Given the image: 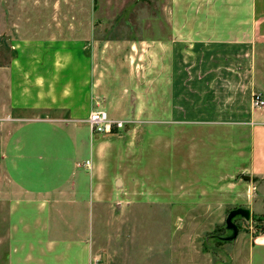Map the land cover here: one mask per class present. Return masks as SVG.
<instances>
[{
  "label": "crops",
  "instance_id": "obj_1",
  "mask_svg": "<svg viewBox=\"0 0 264 264\" xmlns=\"http://www.w3.org/2000/svg\"><path fill=\"white\" fill-rule=\"evenodd\" d=\"M156 11L165 31L156 27L154 48H66L62 56L33 48L29 62L9 64L21 72L9 78L0 115V264L99 263L104 206L128 212L126 182L139 177L111 151L133 136L92 132L85 118L95 108L130 118L140 133L163 117L235 127L233 148L247 159L215 181L216 194L230 208L264 212V192L258 202L254 190L264 179V102L252 105L254 91L264 100V0H166ZM183 175L173 177L176 199L190 195L179 190ZM234 240L245 242L229 256L234 264H264V231H237Z\"/></svg>",
  "mask_w": 264,
  "mask_h": 264
},
{
  "label": "rangeland",
  "instance_id": "obj_2",
  "mask_svg": "<svg viewBox=\"0 0 264 264\" xmlns=\"http://www.w3.org/2000/svg\"><path fill=\"white\" fill-rule=\"evenodd\" d=\"M165 2L0 0V115L8 113L4 106L9 78L21 72L9 69L12 61L29 62L33 48L60 56L66 48L68 52L104 46L154 48L156 27L165 31L156 7ZM119 83L121 79L113 86ZM163 119V123L145 122L140 133L134 130L131 119L125 118L119 132L133 136V143L118 148L122 144L119 139L111 146L112 157L129 162L130 173L137 175L139 182H126L131 188L129 213L113 202L104 206L97 264H234L229 256L236 243L245 251V242L234 240L237 231L264 230V212L250 206L248 216L236 212L227 217L229 202H220L216 194L215 181L246 162L247 154H237L232 145L240 131L210 121L176 123ZM117 165L110 163L116 169ZM182 171L184 180L178 183L179 190L190 195L176 199L177 181L173 177ZM255 184V198L261 202L264 179ZM233 190L228 185L227 200ZM171 205H178L179 212L175 213Z\"/></svg>",
  "mask_w": 264,
  "mask_h": 264
},
{
  "label": "built area",
  "instance_id": "obj_3",
  "mask_svg": "<svg viewBox=\"0 0 264 264\" xmlns=\"http://www.w3.org/2000/svg\"><path fill=\"white\" fill-rule=\"evenodd\" d=\"M264 102L261 94L257 91L252 92V105L258 106ZM85 121L92 132H109L119 131L124 125V119L111 118L106 114L103 108L91 109ZM84 165H88V160L83 161Z\"/></svg>",
  "mask_w": 264,
  "mask_h": 264
},
{
  "label": "water",
  "instance_id": "obj_4",
  "mask_svg": "<svg viewBox=\"0 0 264 264\" xmlns=\"http://www.w3.org/2000/svg\"><path fill=\"white\" fill-rule=\"evenodd\" d=\"M236 212H240L244 216H248V209L246 207L236 206V207L230 208V210L228 211L227 217Z\"/></svg>",
  "mask_w": 264,
  "mask_h": 264
},
{
  "label": "trees",
  "instance_id": "obj_5",
  "mask_svg": "<svg viewBox=\"0 0 264 264\" xmlns=\"http://www.w3.org/2000/svg\"><path fill=\"white\" fill-rule=\"evenodd\" d=\"M262 231H264V230H261L260 232H262Z\"/></svg>",
  "mask_w": 264,
  "mask_h": 264
}]
</instances>
